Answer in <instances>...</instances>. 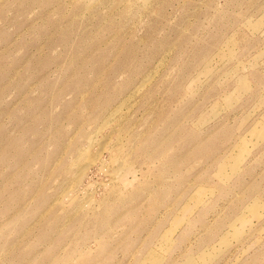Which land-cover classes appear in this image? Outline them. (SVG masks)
<instances>
[{
    "label": "rangeland",
    "instance_id": "1",
    "mask_svg": "<svg viewBox=\"0 0 264 264\" xmlns=\"http://www.w3.org/2000/svg\"><path fill=\"white\" fill-rule=\"evenodd\" d=\"M0 264H264V0H0Z\"/></svg>",
    "mask_w": 264,
    "mask_h": 264
}]
</instances>
